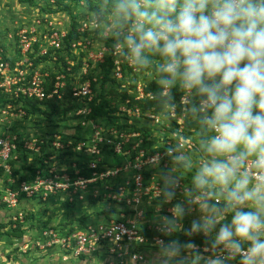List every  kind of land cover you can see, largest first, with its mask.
I'll return each instance as SVG.
<instances>
[{"label":"clouds","instance_id":"9594fccd","mask_svg":"<svg viewBox=\"0 0 264 264\" xmlns=\"http://www.w3.org/2000/svg\"><path fill=\"white\" fill-rule=\"evenodd\" d=\"M87 23L150 73L163 119L178 91L200 132L150 160L148 192L171 204L152 264H264V0H105Z\"/></svg>","mask_w":264,"mask_h":264},{"label":"built area","instance_id":"2783aa9c","mask_svg":"<svg viewBox=\"0 0 264 264\" xmlns=\"http://www.w3.org/2000/svg\"><path fill=\"white\" fill-rule=\"evenodd\" d=\"M33 24L19 28L16 33L11 34L10 46H0V91L7 94L9 100L4 104H0V206L5 208H16L19 204V193H25V196L32 197L41 195V199H45L50 193H56L59 190H66L73 187V192L81 189L78 194V199L84 197V190L89 183L96 181H107L109 178L124 176L122 183L117 187V192H111L112 184L105 183L102 196H110L120 201V212L109 213L108 215L96 213L88 216L89 221L86 226L72 230L67 233L61 225L50 224L47 228L41 230L40 235L26 238L25 235L19 242V249L23 253L33 246L37 252L58 248L62 251V259L69 257L88 258L97 256L105 259V264H143L145 260L143 248L156 247V240L161 238L156 231L153 217V212H159L160 215L169 214L168 210H163L161 206L157 207V201L151 198L148 188L151 186L153 176L156 169L150 163L152 157L158 156L159 166L165 168L169 166L168 157L165 155V147L171 145H187L190 149L195 147V143L185 128V105L183 96L181 95L179 103L180 110L174 106L172 118L176 125L171 128V119H164L160 114L147 111L141 113L138 107L127 108L126 104L119 109L126 112L129 119L127 124L133 123L134 118L140 117L151 124H158L166 127L159 129L158 139L155 136V146L164 147L163 150H158L153 153H148L144 148L140 147L142 143V135L136 131H126L125 129H116L115 127L103 128L99 127L100 123L90 120L88 123H95L96 128H93L89 139H80L75 141L74 138H65L63 131L54 132L47 137V143L54 152L48 159L52 162L48 168V175L41 176L40 170L36 172V176L30 182L25 179L20 181L17 189H11L9 184H14L15 178L12 175V169L8 160L17 157V134L10 132V124L12 118H20L26 114L23 106V100L36 98L38 100L47 99L56 95L60 96L59 89L65 84V78L70 75L74 80H78L81 75H87L90 69L99 63L106 61V56H110L113 62L112 76L120 78L122 76L121 63L113 52L112 46L101 43H95L92 39H76L71 42V54H64L65 65L60 70L56 69L55 81L50 91H45V82L48 77V72L44 71V62L34 63L35 57L49 54L51 61L49 64L57 60L55 51L59 49L62 39L66 36V32L53 25L51 21L41 22L42 24ZM56 25V24H55ZM81 31L88 32L91 37L89 26L87 30L86 24L81 22L77 24ZM45 27L44 28L42 27ZM100 35L106 37L102 31ZM51 50L49 53L48 51ZM80 61V62H79ZM79 63L76 72L73 67ZM96 82L97 77L91 78ZM124 87V85H122ZM137 90V92H134ZM134 90V99L143 97H152L151 92H144L143 85L136 83ZM72 95L90 100L92 97V89L90 79H86L79 85L72 88ZM129 99L126 100V103ZM89 108H80L75 111V115L88 113ZM144 116V117H143ZM14 118V119H15ZM145 118V119H144ZM22 119V118H21ZM20 120V119H19ZM83 120V118H81ZM82 125L87 122L81 121ZM101 126V125H100ZM97 128L99 131H96ZM97 132V133H96ZM95 136H93V134ZM13 134V135H12ZM67 134V133H65ZM155 133H153L154 135ZM69 135V134H68ZM20 141V140H19ZM20 149L41 156L44 154L43 139L37 136H31L23 139ZM113 145L115 152H122V155L127 157L119 166L108 167L105 165H97L101 159L100 144ZM154 143L152 144L154 146ZM72 150V151H71ZM70 151L71 153H81L95 157V161H89L88 167L93 168L90 177L82 175L70 176L65 167L58 166L55 159L56 154H63ZM64 164V163H62ZM75 168L74 161L69 168ZM61 167V168H60ZM100 168L99 170H96ZM124 172L123 174H120ZM78 173V170H75ZM132 173V174H131ZM130 174V175H129ZM184 183V181H182ZM132 185V187H128ZM95 196L99 195V191L93 192ZM164 206V205H162ZM165 208V207H164ZM24 213L16 212L11 218L14 227L16 220H23ZM63 227V228H62ZM62 230L61 233L59 232ZM195 243V242H194ZM197 245H200L196 243ZM18 246V245H17ZM35 252L34 254H36Z\"/></svg>","mask_w":264,"mask_h":264},{"label":"trees","instance_id":"16d2710c","mask_svg":"<svg viewBox=\"0 0 264 264\" xmlns=\"http://www.w3.org/2000/svg\"><path fill=\"white\" fill-rule=\"evenodd\" d=\"M74 1H78V0H74ZM87 33L88 32H84V33L78 32L74 30L73 27L71 28V30H68L66 36L61 41L62 46L59 49H57L54 53L55 55H57L58 58L51 64L48 63L51 61V57L49 54L38 56L37 58L35 57L34 63H36L37 61L47 63L43 67L44 71L49 73L47 80L45 82L46 92L52 89L53 83L55 81V76L57 74L55 70L56 69L60 70L62 65L63 66L65 65L64 57H63L64 54L66 53L71 54L70 50L72 49L71 48L72 40L74 38H80L84 40V37L87 36ZM93 33L94 36H98L97 40L100 39L99 41L101 43L103 42L108 46H112L113 41L110 38L101 36L97 30L93 31ZM92 40L94 41V39ZM50 51L51 50H49L48 53ZM77 67H79V63L73 67L74 72H76V70L78 69ZM113 67H114L113 62L110 56L108 55L106 56V61L104 63H99L98 65L94 66L92 69L88 71L89 73L87 75H81V77L78 78V80H74L70 75H67V77L65 78L64 86L59 89V93H60L59 97L54 95L53 97L43 100H38L36 98L29 100L22 99L23 106L26 110V114L24 115L26 118L28 117V119H32L37 116L41 117V115H38L40 114L39 112L47 114L48 116L51 115L52 117L51 118L49 117L50 123L48 122L49 125L47 127L40 128V129L45 128L43 131L37 130V132L34 133V136H37L38 138H41L44 141L43 143L44 154H42L41 156L20 149L21 146L20 141H23V139L25 138H29L30 134L27 133L24 134L22 132L17 133L19 135L18 139L20 140V141L19 140L16 141L18 143L16 149L17 157L15 159L10 158L8 160V163L10 164L11 169L13 171L12 175L16 181L14 184H9L11 189L13 190L17 189L20 181L24 179L28 182L32 181L36 176V172L38 170H40L41 176L48 175V168L52 160H49L46 163H44V160L48 159V157L54 152L47 143L48 142L47 137L57 131L61 133L62 131L61 128L67 127V122L71 123L70 120L67 119L68 115L73 116V118L77 119L76 122H78L79 125H81V127L78 126V128H80V131L83 130V132H78L74 135H70V134L68 135L65 134V132L63 131L65 138H74L75 141L80 139H89L92 130H89L88 122L92 120L102 124L107 128L110 127H115L116 129L126 128V131L139 132L143 138L140 147L144 148L145 151H147L148 153H153L155 151L164 149V147L155 146L157 143L156 141L154 143V138H151L154 135L152 132V127H150L146 121L148 119L142 120L140 117L138 118L135 117L133 123L127 124L126 121L129 119V117L127 116L126 112H122L119 109L122 105L126 104L127 108L138 107L141 110V113L152 111L153 113L160 114V110L157 107L156 101L154 99L155 85L151 81V76L145 75L144 77H139V74L142 73L141 71L133 70L124 61H122L121 63L122 76L120 78H114L111 72ZM92 76L97 77L96 82H94L91 79ZM88 78L90 79L91 82V89H92L91 99L88 100L85 98L73 96L72 88L76 85L81 84ZM137 81L142 82L144 92L150 91L152 97H145L136 100L133 97L134 95L133 93H128L127 90L129 89L134 90ZM122 85H124V87H122ZM174 95L176 97L175 99L176 107L178 108V110H180L181 105L179 103V100L182 93L178 91H174ZM127 99H129L128 103H126ZM8 100L9 97L7 96V94H4L3 92L0 91V104H4ZM80 108H89L90 111L88 113H83L76 116L75 111ZM116 110H118L117 113L113 115ZM81 118H83V120H81ZM81 121H85L87 123L82 125ZM143 121L144 124H142ZM170 123H171V128H173V126L176 125L174 119H171ZM37 124L40 125V122H37ZM185 128L188 134L190 131L192 134L196 135L197 137L200 135L199 129L191 119L185 118ZM153 143L154 146L152 145ZM100 148L101 151L99 155L101 156V159L97 162V165L99 166L100 165H105L108 167L119 166L123 163L124 159L127 157V155L126 156L124 155L123 157L122 152H115L113 145L102 143L100 144ZM74 154L76 155V158H73L72 161H74L76 164L75 168L78 170V175H82L84 177H90L94 169L88 167V162L91 160L95 161V157L81 153H74ZM30 156H35L36 159L34 162L28 161L24 163V165L22 164L23 167L26 169L27 173L21 175L20 174L21 169L19 170V168H15L14 165H16L20 160H23V158L25 161H27V159ZM69 165L70 164H68V166ZM68 168L69 167H65V170L68 171ZM99 169L100 168H97L96 170ZM1 173H2V168H0V175ZM72 176L75 175L72 174ZM123 179H125L124 176H119V177L109 178L105 182L96 181L93 183H89L88 186L84 190H82L85 198L83 197L81 199H84L85 202L81 199H78V194L81 193V189H77L75 192H73V187H70L66 190H59L56 193H50L46 196L45 199H41V195H34L32 197H27L23 192L19 193L18 198H19V202L22 199H29L32 201L34 200L37 203H41L42 209H40L39 212L45 215L49 209L48 204H51L56 199L58 200H56L55 202H60V206L62 208H71L72 206H74V203L75 206L78 207L90 203V206L88 205L83 206L84 212L86 211L87 208L89 207L91 208L93 205H95V203H100L105 206L104 208H102V212L108 215L109 213H114V212L119 213L120 208L117 205H120L121 202L118 201L116 198H112L110 196H102L101 194H103L104 192V185L105 183L112 184L110 191L117 192V187L120 185V183H122ZM128 187H132V185H128ZM95 190H98L100 194L95 196L93 194ZM82 201L84 203H82ZM60 206H58L59 208L57 209L61 210ZM100 211L97 210V213H101ZM22 212L24 213L23 220L22 221L16 220L15 221L16 225L14 227H11V224L13 223L11 219L5 224V226H7V229H9L6 230L5 233H7L10 236L16 237L18 239L23 237L27 229L31 227L35 228L34 231L36 232L33 233L32 236L33 237L37 235L39 236L41 230L47 228L48 225L50 224L61 225L68 230L66 231L67 233H70L72 230L76 228L80 229L86 226L87 222L89 221L88 216L92 215V212L91 213L89 212L87 213V216L85 213L76 216L77 214L74 215V212L72 213V209L71 210L68 209L60 217L61 219L57 220V223H51V221L44 223L41 222L40 220L43 215H39L38 213V218L36 219L35 218L36 215H34L33 213L32 214L30 213L31 215L30 216L29 212L27 211H22ZM53 213L51 214L53 216H55L56 214L59 215V213H55V212ZM75 220H77L78 222L77 225L73 223L75 222ZM24 223L25 224L27 223L26 227H23ZM2 225L3 224H0V228L2 227ZM61 231L62 230L60 229L59 232L61 233ZM194 242L200 243L196 240H194ZM79 258L83 259V256L82 255L78 256L77 259Z\"/></svg>","mask_w":264,"mask_h":264},{"label":"rangeland","instance_id":"374dc122","mask_svg":"<svg viewBox=\"0 0 264 264\" xmlns=\"http://www.w3.org/2000/svg\"><path fill=\"white\" fill-rule=\"evenodd\" d=\"M104 4H105V0H78V1H74V0H0V46H2V44H3V45L11 47V45H10L11 34L16 33L19 30V28H22L24 26L25 27L33 26V24H37L36 22H38V24H41L40 21L42 23L45 21H51L54 26L60 28L62 30V32H66V33L68 32V30H71L72 27L74 30L81 31V28H80L81 25L78 26L77 24L80 22L82 24H86V22H88L90 20V18H93L94 13H96L97 11H103ZM42 27L45 30V27L44 26H42ZM87 27H88V23H87V25H85L84 28H86V30H87ZM97 31L99 33L102 32V30H97ZM90 32H91V37L89 35H87L84 37V39H88V38L92 39L93 38L94 41H96V43H100V41H99L100 39L97 40L98 36H94L93 31H90ZM76 39H78V38H74V40H76ZM145 75H150V73L148 71H143L142 73L139 74V77H144ZM137 83L142 84L141 81H137ZM127 91L129 93V90H127ZM134 92H137V90H134ZM134 92L133 91L131 92L134 94L133 96H135ZM145 97H143V98H145ZM174 106L176 107V104ZM117 111L118 110H116L113 115H115L117 113ZM39 113L40 114H38V113L37 114L41 115V117L37 116V117L32 118V119H28V117L26 118L25 116L22 117L21 115H19L20 116V118H19L20 120H19L18 118H15V116H14L15 119L12 118V120H11L10 132H12L13 134H17V133L22 132L24 134L27 133V134H30L31 136H34V133L37 132V130L43 131L45 128L44 129H40V128L47 127L50 123L49 117L51 118L52 116L51 115L48 116L47 114H44L42 112H39ZM67 119H69L71 123L67 122V127L61 128L62 131H64L67 134H70V135H74L78 132H83V130L80 131V128H78V126L81 127V125H79V123L76 122L77 119L73 118V116H70V115H68ZM71 120H74V121H71ZM37 122H40V125H38ZM147 123L149 124L150 127H152V132L155 133L154 136L151 137V138H154V140L156 138L158 139V135H159L158 130L159 129L163 130V129L167 128V125H166V127H162V125L160 126V121L158 124H151L150 122H147ZM165 123H166V121L164 119V124ZM142 124H144V121L142 122ZM100 125H99V127L103 128V125L102 124H100ZM170 126H171V124H170ZM96 127H97V125L95 123H92V124L89 123V130H93V128H96ZM0 130H1V128H0ZM96 131H99V129L97 128ZM96 133H94L93 136H95ZM81 134H83V133H81ZM189 135L191 136L194 143L196 144V137L197 136L192 134L190 131H189ZM155 136H156V138H155ZM18 137H19V135H18ZM55 157H56L55 159L57 160L56 164L58 166L66 167L68 164H70L72 162L73 158H76V155L74 153H71L70 151H68L66 153L64 152L61 155L56 154ZM35 159H36L35 156H30L27 159V161H25L23 158V160H20L14 166H15V168H19V170L21 169L20 174L23 175V174L27 173L26 169L23 167L24 163H26L28 161L34 162ZM64 162H65V164H62ZM75 170H76V168H74V167L68 168L67 173L70 176H72V174L78 175V173H75ZM123 173L124 172H121L120 174H123ZM18 175H19V172H18ZM56 200H58V199H56ZM56 200H54L51 204H48V206H52V208H50V209H52L50 211L51 212L50 214H52V212H55L57 210V208H59L58 206H60V202H55ZM81 200L84 201V199H81ZM83 201H82V203L85 202V201L84 202ZM84 205H81L80 207H78V206H75V203H74V206H72L71 208H62L60 206L61 210L59 209L58 213H61L62 211H65V210L67 211L68 209H70V210L72 209V213L74 212V215L77 214L76 216H78L79 214H83V212H84L83 206ZM86 205H90V203H87ZM96 205L97 204L95 203V205H93L90 209H93V207H97ZM170 207H171V204H167L164 206L161 205V208H163V210H169ZM2 214H4V213H2ZM2 214L0 215V222L8 219L7 216L2 215ZM56 215H58V214H56ZM165 215H168V214H165ZM46 216H47V219L41 218L40 219L41 222L46 223V222L50 221L51 216L48 214H46ZM193 216L195 217L194 214H191L188 216V219L186 218L184 220L183 223L185 226L188 225V223L190 222V220ZM55 220H59V219H55ZM2 224L3 225H2L1 232H5L6 231V228H5L6 223H2ZM75 224L76 225L78 224L77 220H75ZM7 230H9V229H7ZM8 237H11V236H8ZM179 238L181 240L184 239L183 236H180ZM0 239H2V241L6 240V236L3 235L2 238L0 237ZM194 240L200 242L198 244H201V242H202L201 238L198 236L193 238V242H194ZM4 246H5V250L7 253L5 254L3 252V254H2L3 258L0 255V260H4V257H7V259L12 258L13 262L15 260L17 262L16 264H19V263L25 264L23 262V260H24L23 254L21 253V251H19L18 247H14V242H11L10 240H6L4 242ZM11 246L13 249H10ZM50 251H52V250H50ZM47 252H48V250H43L41 252L36 253L35 255L37 257L41 254L42 255L44 254V256H43L44 260L42 262H33L32 264H42L45 261L47 262V264H61V261H59L58 258L55 257L54 255H45ZM73 263L75 264V260L73 261Z\"/></svg>","mask_w":264,"mask_h":264},{"label":"crops","instance_id":"0c3cea01","mask_svg":"<svg viewBox=\"0 0 264 264\" xmlns=\"http://www.w3.org/2000/svg\"><path fill=\"white\" fill-rule=\"evenodd\" d=\"M97 205V207H93V209H89V208H87L86 209V211L85 212H83V213H85L86 214V216H87V213H91L92 212V214H96L97 213V210H101L100 212L102 213V214H105V213H103L102 212V208H104L105 206L104 205H102V204H100V203H96ZM88 206H90V205H88ZM50 208H52V206H49V209H48V211H47V213L46 214H48V215H50L51 217H50V221H51V223H57L56 221L57 220H55V219H61L60 217L63 215V213L65 212V211H62L61 213H59V215L57 216V215H55V216H53V215H51L50 213V211L52 210V209H50ZM40 209H42V204L41 203H37L36 201H32V200H29V199H22L20 202H19V204H18V206L16 207V208H5V207H1L0 206V213L2 212V213H4V214H2V215H5V216H7L8 217V219L7 220H4V221H1L0 222V224H2V223H7L15 214H16V212H19V211H27V212H29V214L31 213H33L34 215H36V219L38 218V213H39V215H43L41 218H46L47 219V216L45 215V214H43V213H40L39 212V210ZM93 210V211H92ZM59 212V209H57L56 211H55V213H58ZM53 213V212H52ZM0 214V215H1ZM54 214V213H53ZM194 215H195V213H193ZM106 215V214H105ZM158 215H160L159 214V212H156V211H154L153 212V217L154 218H156ZM71 218V217H70ZM188 219V216L187 217H185V219ZM194 218V216L191 218V219H193ZM74 224H75V222H73ZM27 224V223H26ZM26 224L24 223L23 224V227H26ZM62 224V223H61ZM11 226H12V224H11ZM9 227V226H8ZM6 228V230H7V226L5 227ZM1 229H2V227L0 228V237L2 238V236L3 235H5L6 236V240H10L11 242H14V247H19L20 245H19V242L21 241V238H16V237H13V236H11V237H8V236H10V235H8L7 233H5V232H1ZM34 229L35 228H33V227H31V228H29V229H27V231H26V233L24 234L25 235V237L26 238H28V237H32V234L33 233H36L35 231H34ZM23 235V236H24ZM14 239H13V238ZM6 240H3L2 241V239H0V255H1V257L3 258V252L6 254L7 252H6V250H5V246H4V242L6 241ZM17 240V241H16ZM18 245V246H17ZM10 249H13L12 248V246H11V248ZM19 249V248H18ZM50 250H52V251H50ZM19 251H21V253L23 254V259L25 260H23V262L25 263V264H32L33 262H42L44 259H43V256H44V254L42 255H39L38 257L34 254L35 252H37L34 248H33V246L32 247H30L28 250H27V252L26 253H23L22 252V250H20L19 249ZM142 251H143V253H144V256H145V260H144V262H143V264H152V262H153V260H154V257H155V253H156V251H157V248L156 247H149V248H143L142 249ZM38 253V252H37ZM45 255H54L55 257H57L58 258V260L59 261H61V264H74L73 263V261L75 260V264H105V259L104 258H100V257H94V256H92V257H88V258H83V259H81V258H79V259H77V258H73V257H69V258H67V259H65V261H63L64 259H62L61 257H62V251L61 250H59L58 248H56V247H54V248H51V249H48V252L45 254ZM95 259V260H94ZM20 262V261H19ZM18 262V263H19ZM0 263L1 264H16L17 262L14 260V262H13V259L12 258H9V259H7V257H4V260H0ZM20 264V263H19ZM42 264H47V262L45 261V262H43Z\"/></svg>","mask_w":264,"mask_h":264}]
</instances>
